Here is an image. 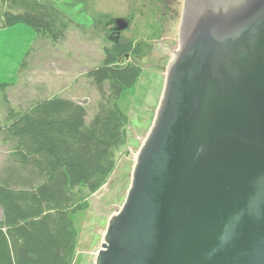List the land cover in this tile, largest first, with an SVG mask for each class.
I'll return each instance as SVG.
<instances>
[{
  "label": "water",
  "instance_id": "1",
  "mask_svg": "<svg viewBox=\"0 0 264 264\" xmlns=\"http://www.w3.org/2000/svg\"><path fill=\"white\" fill-rule=\"evenodd\" d=\"M244 5L177 37L94 264H264V0Z\"/></svg>",
  "mask_w": 264,
  "mask_h": 264
},
{
  "label": "rangeland",
  "instance_id": "2",
  "mask_svg": "<svg viewBox=\"0 0 264 264\" xmlns=\"http://www.w3.org/2000/svg\"><path fill=\"white\" fill-rule=\"evenodd\" d=\"M36 1L54 8L66 30L57 42L28 26L34 37L22 29L13 34L0 31V55L5 53V61L0 58V71H4L1 75L11 70L8 63L12 60L8 57L20 61L13 76H4L10 80H0V128L9 124L12 115L23 114L33 105L56 97L82 106L88 125L102 102L90 73L102 67L105 59H113L117 45L136 48L116 61V65L131 64L140 70L134 85L116 98L127 119L124 142L115 151L112 171L100 187L91 193L75 188L86 207L69 215L75 231L70 264H94L108 219L125 200L136 156L154 121L166 68L177 49L183 0ZM7 12L17 15L19 11L9 9L0 0V29L8 28L2 25ZM103 92L105 98H113ZM8 151V143L0 136V174L6 167Z\"/></svg>",
  "mask_w": 264,
  "mask_h": 264
},
{
  "label": "trees",
  "instance_id": "3",
  "mask_svg": "<svg viewBox=\"0 0 264 264\" xmlns=\"http://www.w3.org/2000/svg\"><path fill=\"white\" fill-rule=\"evenodd\" d=\"M1 2L19 11L4 13L3 26L23 24L52 42L64 36L66 25L54 8L36 0ZM115 48L113 59L90 73L102 102L88 125L82 106L56 97L12 115L0 128L9 150L0 174V264H70L75 231L69 215L86 207L75 188L91 193L112 171L127 122L116 98L140 74L135 65H116L136 48Z\"/></svg>",
  "mask_w": 264,
  "mask_h": 264
},
{
  "label": "flooded vegetation",
  "instance_id": "4",
  "mask_svg": "<svg viewBox=\"0 0 264 264\" xmlns=\"http://www.w3.org/2000/svg\"><path fill=\"white\" fill-rule=\"evenodd\" d=\"M182 3V14L177 32L178 51L186 46L194 34H197L200 22H202L204 16L211 20H215L217 16H220L221 19V11H229V9L235 7L245 6L244 0H183ZM213 12H215V16L212 15ZM241 23L219 22L218 24H222L221 28L228 32L229 28L236 27Z\"/></svg>",
  "mask_w": 264,
  "mask_h": 264
},
{
  "label": "crops",
  "instance_id": "5",
  "mask_svg": "<svg viewBox=\"0 0 264 264\" xmlns=\"http://www.w3.org/2000/svg\"><path fill=\"white\" fill-rule=\"evenodd\" d=\"M17 29H22V30H24L26 33H28V34H30V35H33V37H34V33L29 29V28H27L26 26H20V25H15V26H13V27H8V28H5V29H0V31H8V33H10V34H13L15 31H17ZM1 33V32H0ZM29 48V47H28ZM28 48H26L24 51H26ZM30 49V48H29ZM0 58L2 59V60H4L5 61V53H2L1 55H0ZM8 59H10V60H12L11 61V63H8L9 65H10V72L9 73H5L6 75H12L13 76V74L15 73V66L16 67H19V64H20V61H17V62H15V58L14 59H12V56H11V58L10 57H8ZM12 69H14V71L12 72ZM0 72H4V71H0ZM13 73V74H12ZM0 75H1V73H0ZM6 75H1V76H3V78L2 77H0V80H3V81H5V80H7V79H9V78H7V79H5V77L4 76H6ZM15 79V78H14ZM13 79V80H14ZM10 80V79H9Z\"/></svg>",
  "mask_w": 264,
  "mask_h": 264
}]
</instances>
